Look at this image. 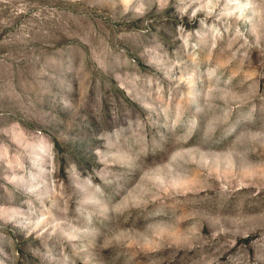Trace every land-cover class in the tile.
<instances>
[{
	"label": "rangeland",
	"instance_id": "obj_1",
	"mask_svg": "<svg viewBox=\"0 0 264 264\" xmlns=\"http://www.w3.org/2000/svg\"><path fill=\"white\" fill-rule=\"evenodd\" d=\"M0 264H264V0H0Z\"/></svg>",
	"mask_w": 264,
	"mask_h": 264
}]
</instances>
